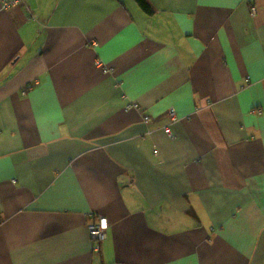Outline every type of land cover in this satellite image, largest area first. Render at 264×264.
I'll use <instances>...</instances> for the list:
<instances>
[{
    "label": "crops",
    "instance_id": "crops-1",
    "mask_svg": "<svg viewBox=\"0 0 264 264\" xmlns=\"http://www.w3.org/2000/svg\"><path fill=\"white\" fill-rule=\"evenodd\" d=\"M146 1L0 6V264H264V0Z\"/></svg>",
    "mask_w": 264,
    "mask_h": 264
},
{
    "label": "built area",
    "instance_id": "built-area-1",
    "mask_svg": "<svg viewBox=\"0 0 264 264\" xmlns=\"http://www.w3.org/2000/svg\"><path fill=\"white\" fill-rule=\"evenodd\" d=\"M27 0H0V6L3 10H9L14 6L26 3ZM255 13V9H251V14ZM94 43V42H92ZM97 65L101 66V63L97 61ZM168 118V124L164 126V132L171 137V127L178 121V118L173 110H169L166 113ZM144 121H148V117H144ZM108 229V222L102 216H97V219L93 223H90L87 227L88 239L92 252L98 253L101 249L102 243L106 239V232Z\"/></svg>",
    "mask_w": 264,
    "mask_h": 264
},
{
    "label": "trees",
    "instance_id": "trees-1",
    "mask_svg": "<svg viewBox=\"0 0 264 264\" xmlns=\"http://www.w3.org/2000/svg\"><path fill=\"white\" fill-rule=\"evenodd\" d=\"M137 5L144 11V13L148 15H152L154 13L150 4L146 0H135Z\"/></svg>",
    "mask_w": 264,
    "mask_h": 264
}]
</instances>
